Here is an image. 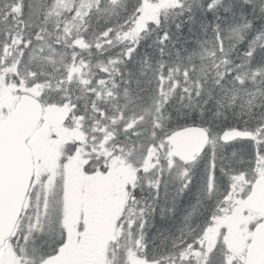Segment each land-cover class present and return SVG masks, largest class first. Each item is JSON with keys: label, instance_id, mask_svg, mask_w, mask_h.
<instances>
[{"label": "snow or ice", "instance_id": "6c2138e0", "mask_svg": "<svg viewBox=\"0 0 264 264\" xmlns=\"http://www.w3.org/2000/svg\"><path fill=\"white\" fill-rule=\"evenodd\" d=\"M0 264H264V0H0Z\"/></svg>", "mask_w": 264, "mask_h": 264}]
</instances>
